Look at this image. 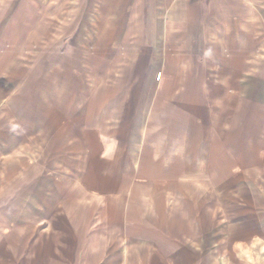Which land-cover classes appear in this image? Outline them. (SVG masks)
Returning <instances> with one entry per match:
<instances>
[{
  "label": "crops",
  "instance_id": "0c3cea01",
  "mask_svg": "<svg viewBox=\"0 0 264 264\" xmlns=\"http://www.w3.org/2000/svg\"><path fill=\"white\" fill-rule=\"evenodd\" d=\"M41 1L0 15V264H264V0Z\"/></svg>",
  "mask_w": 264,
  "mask_h": 264
},
{
  "label": "rangeland",
  "instance_id": "374dc122",
  "mask_svg": "<svg viewBox=\"0 0 264 264\" xmlns=\"http://www.w3.org/2000/svg\"><path fill=\"white\" fill-rule=\"evenodd\" d=\"M31 1V0H30ZM12 0L11 6H5L0 8V15H28L32 14L33 16L41 15V0ZM32 3V6H30ZM31 7V8H30ZM51 12V9H50Z\"/></svg>",
  "mask_w": 264,
  "mask_h": 264
}]
</instances>
